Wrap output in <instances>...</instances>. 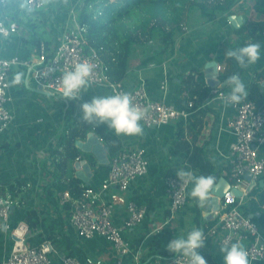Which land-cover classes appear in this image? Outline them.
Returning a JSON list of instances; mask_svg holds the SVG:
<instances>
[{"label": "crops", "instance_id": "1", "mask_svg": "<svg viewBox=\"0 0 264 264\" xmlns=\"http://www.w3.org/2000/svg\"><path fill=\"white\" fill-rule=\"evenodd\" d=\"M84 2L85 0H51L45 11L29 17L24 12L22 2L9 0L3 9L4 18L8 23L15 24L27 32L22 29L21 38L11 36L3 40L0 43L1 54L7 57L8 51L16 50L21 59L35 60L40 47L46 48L44 42H49V48L60 41L61 34L68 28L69 30L80 28L77 16L82 11ZM72 9L75 10L76 23L68 25L72 21L69 17ZM232 16L243 17V24L246 21L260 20V16L252 12L251 0H240L215 22L194 18L191 23L186 24L188 30L185 28V33L179 36L173 45L167 48L162 45L159 50H150L151 56L163 50L156 61L142 65L141 61L134 64V60L131 59L129 75L123 81L134 86L142 82L153 86L163 78V69L166 68L170 82L167 101L174 103L181 80L191 70L197 71L198 76L206 81L207 63L215 61L225 66L226 53L232 44L239 41L234 32L236 28L229 21ZM29 19L34 24L33 28L38 37L41 38L39 45L32 42L31 31L24 25V21ZM216 53H220L221 56L217 57ZM263 71L264 51H261L260 59L255 64L245 67L240 76L245 84L249 85L255 81L254 77ZM9 78L12 102L8 107L15 120L0 138V186L2 195L13 201L11 222L16 224L25 219L28 224L29 222L32 224V227L30 226L32 232L35 233L38 229L39 232L30 237L33 246L39 243L43 234H48L62 255L73 257L79 262L91 258L103 264H116L111 243L100 237L91 240L79 239L70 224L68 211L57 204L55 195L57 171H54L52 153L57 149L62 133L61 97L35 88L29 70L14 68ZM224 86L225 83L219 80L216 87ZM223 91L229 92V89L226 87ZM260 92L264 101V80ZM157 93L153 92V95L159 96ZM40 95L43 98H40ZM106 95L108 93L104 87L92 88L83 92L82 101H91L93 97ZM50 96L52 98L49 99ZM58 103L61 110L53 109ZM232 113V105L222 100L208 105L204 126L197 141L205 166L221 171V177H225L227 172L224 157L234 139L225 122L226 117ZM100 127L108 128L106 125ZM142 128L143 134L138 136H117L122 147L140 148L145 152L149 162V173L133 182L126 191L119 192L148 208L144 223L136 229L125 231L123 236L131 244L133 255L140 256L144 263L154 264L156 259L170 253L166 246L172 239L186 236L193 228L202 230L204 223L214 220L218 211L211 210L213 219L206 220L203 206L189 196L188 202L180 209L176 219L169 220L170 205L165 196V181L168 176L175 175L181 170L184 155L173 152L174 123L153 129H146L143 126ZM260 152L264 155V147ZM82 161L89 166L92 173L89 186H100L107 178L108 165H101L97 160L96 165L89 164L82 157L81 161L72 162L74 173L76 164ZM13 186L17 187L14 189L15 192L11 189ZM254 199L256 204L257 200ZM247 210L251 214H256L257 222L264 230V213L257 212L252 206H247ZM125 220V209L118 207L113 215L114 224L122 226ZM0 244L3 250L8 249L10 240L6 241L4 236L0 235ZM221 249L223 248L216 243L208 242L200 249V253L211 256L214 264H223L224 253ZM1 251L0 248V255ZM133 260V256H128L123 264H134ZM60 261L55 258L52 264H62Z\"/></svg>", "mask_w": 264, "mask_h": 264}, {"label": "built area", "instance_id": "2", "mask_svg": "<svg viewBox=\"0 0 264 264\" xmlns=\"http://www.w3.org/2000/svg\"><path fill=\"white\" fill-rule=\"evenodd\" d=\"M19 1L22 2L24 12L29 17L45 11L51 2V0H30V3L28 0ZM108 1L115 3L120 0ZM8 2L9 0H0V43L11 36L21 38L23 30L27 32L15 24L8 23L4 18L3 9ZM26 3L28 7H24ZM74 12V9L69 12L72 21L68 25L76 23ZM188 33L191 32L188 31ZM112 47L119 51L114 45ZM104 49L91 46L81 28L77 30L68 28L61 34L58 43L49 48L41 46L35 60L21 59L16 50L8 51L7 57H3L0 52V138L15 120L14 114L8 107L12 102L9 92L11 87L9 74L14 68L29 70L35 88L63 97L58 92L63 71L76 63L87 61L94 67L92 82L86 90L104 87L108 95L113 94L114 90L129 93L134 104L144 114L141 125L146 129L164 127L175 123L180 118H187L189 114L187 109L178 110L174 103L167 101L170 82L166 68L163 69V78L153 86L143 82L136 86L124 81L115 82L109 75L111 66L104 58ZM110 54L111 62L115 63L116 56L114 53ZM220 55L216 53L217 57ZM224 69L223 64L217 63V79ZM153 92H158L159 96L153 95ZM227 94L228 92L220 90L196 109L206 111L207 106L214 101L225 102L224 97ZM186 97L187 107L190 109L193 107L194 100L189 99L187 95ZM232 107L233 113L225 119L226 127L234 138L224 157L227 166L225 178L230 183L231 189L241 191L242 196L236 197L231 190L227 191L223 198L219 199V210L214 218L217 222L207 229L202 226V230L205 243H216L221 248H228L231 244L238 242L247 251L249 264H264V230L253 219L254 213L248 216L241 210L243 206L253 207L255 203V199L253 202L248 196L247 189L250 183L245 179V175L250 174L255 181L264 177V155L260 152L264 147V108H259L248 98ZM81 159V156H77L75 161L79 162ZM108 160L107 178L100 186L85 187L80 197L74 200L69 191H56L57 204L62 209H66L68 204L71 205L70 224L79 239L91 240L100 237L111 243L116 264H123L128 256H133L134 264H148L142 262L140 256L133 255L131 244L123 236L125 231L136 229L144 223L148 208L120 193L149 173L148 159L140 148L122 147ZM188 166L184 159L181 169ZM54 171H57L56 168ZM188 171L194 173L192 169ZM190 191L191 183L183 184L176 174L167 177L165 196L170 205V221L176 219L180 209L188 202ZM259 206L264 213V204ZM12 207L13 201L2 195L0 186V235L4 236L6 241L10 240L8 249L3 250L0 244L2 249L0 264H52L55 258L61 260L62 264H103L91 258H85L79 262L73 257L62 255L48 234H43L39 243L33 246L30 243V237L39 232L38 229L35 233L32 232V228L25 219L13 224L11 222ZM118 207L126 211V220L122 226H117L113 222V215ZM154 264H188V262L178 254H171L156 259Z\"/></svg>", "mask_w": 264, "mask_h": 264}, {"label": "trees", "instance_id": "3", "mask_svg": "<svg viewBox=\"0 0 264 264\" xmlns=\"http://www.w3.org/2000/svg\"><path fill=\"white\" fill-rule=\"evenodd\" d=\"M240 0H120L110 3L108 0H85L82 11L77 16V21L83 34L88 39L91 46L96 48H105L104 58L110 64L109 75L115 82L123 81L130 71V62L132 49L134 46H141L149 49L155 45L156 41L166 48L173 45L179 36L185 33V27L188 22L195 19H202L206 22H215L227 14ZM94 3L99 6L98 13H93L89 8ZM251 9L254 14L260 16L258 21H246L240 28L235 29L239 41L232 44L229 50H234L245 46L247 43L255 42L261 45V51H264V0H251ZM24 25L31 31L32 42L36 45L40 43L34 24L29 19L24 21ZM117 41L119 51L112 45ZM48 48L49 42H44ZM39 49V48H37ZM163 50L157 55H149L141 63L147 65L156 61ZM117 58V61L111 62V54ZM221 56V55H220ZM234 60L225 58V69L219 74L220 82L234 73L239 75L243 72ZM255 81L246 85L248 90L247 98L254 101L259 108H264V101L260 92L264 80V71L255 77ZM222 88H211L207 85L205 79L198 76L197 71L191 70L181 80L177 92V98L174 102L178 110L187 109L186 119L180 118L174 123L175 144L174 153L184 155L188 167L183 170L192 169L194 175H212L215 177V184L221 177L222 172L216 171L211 166H205L200 154L201 148L197 141L202 132L205 122V111H198L196 108L207 98L215 95ZM193 99V107H187V97ZM82 101H70L61 97L62 102V133L59 138L57 149L52 153L53 164L57 170L56 189L57 191H69L72 200L80 197L83 189L87 187L80 179L75 177L74 169L71 167L77 156L85 158L89 164L96 165L97 162L93 155L80 151L77 147V141L84 140L91 131L107 147L108 158L111 159L121 148L122 144L118 136L106 127H93L86 124L81 119L80 105ZM174 175V174H173ZM193 185L191 184V190ZM15 192L17 187H11ZM10 189V190H11ZM252 199L256 198L257 203L253 208L257 212L263 213L259 209L260 204H264V190L254 188L249 194ZM254 197V198H253ZM71 205H66V210L70 216ZM242 212L250 215L247 206L241 208ZM253 219L257 221L256 214ZM216 219L204 223L205 229L213 226ZM29 226L32 224L29 222ZM169 255L170 253H166ZM165 255V256H167ZM207 264H214L211 256L202 254Z\"/></svg>", "mask_w": 264, "mask_h": 264}, {"label": "clouds", "instance_id": "4", "mask_svg": "<svg viewBox=\"0 0 264 264\" xmlns=\"http://www.w3.org/2000/svg\"><path fill=\"white\" fill-rule=\"evenodd\" d=\"M30 3V0H28ZM28 3L24 7H28ZM228 59L234 60L241 68L255 64L261 56V45L250 42L245 46L229 50ZM93 65L87 61L74 64L66 68L60 78L58 92L70 101L82 99V93L92 82ZM229 89L224 97L225 103L238 105L248 96L245 82L238 73H234L225 80ZM81 119L89 125H106L118 136H138L143 134L141 121L142 110L133 102L127 92L115 91L111 95L96 96L91 101L80 105ZM177 177L183 184L193 185L190 196L201 206L209 199L215 184L212 175H194L191 171L178 170ZM205 247L203 230L193 228L186 236L175 237L166 246L167 251L185 258L188 264H207L204 256L199 252ZM223 264H249L248 253L240 243H233L223 248Z\"/></svg>", "mask_w": 264, "mask_h": 264}, {"label": "water", "instance_id": "5", "mask_svg": "<svg viewBox=\"0 0 264 264\" xmlns=\"http://www.w3.org/2000/svg\"><path fill=\"white\" fill-rule=\"evenodd\" d=\"M229 21L234 28L238 29L243 24L244 19L243 17L232 16ZM205 78L207 85L211 88L218 86L219 80L217 79V62L211 61L206 64ZM76 144L81 152L93 155L99 164L108 165L109 160L107 147L102 144L97 135L88 133L84 141L79 140ZM75 168V177L80 179L86 186H89L90 179L92 178L89 166L82 161L81 163L76 164ZM245 179L250 183L247 193H250L254 188H258L260 190L264 189V179L258 181L252 180L250 174H246ZM229 190H231L236 197L242 196L241 191L231 189L230 183L225 177H220L217 183L214 184V188L209 199L203 205V213L206 220L213 219L211 210L214 212L219 210V199L223 198L224 194Z\"/></svg>", "mask_w": 264, "mask_h": 264}, {"label": "rangeland", "instance_id": "6", "mask_svg": "<svg viewBox=\"0 0 264 264\" xmlns=\"http://www.w3.org/2000/svg\"><path fill=\"white\" fill-rule=\"evenodd\" d=\"M82 2V1H81ZM98 8L99 6H95L94 3L92 2L90 4V10L93 12V13H98ZM118 50L120 49V46H119V43H117V41L113 44ZM154 46H157V47H154ZM152 46L151 48L149 49H146L144 47H141V46H134L133 47V51H132V58L134 60V64H137L139 63L140 61L142 62L145 58H147L150 54V50H159L162 46V44H160L158 41H156L155 45ZM143 55V56H140V55ZM157 55V53H156ZM46 97V96H44ZM40 98H43V96L40 95ZM52 98L51 96L49 97V99ZM60 98V97H58ZM61 99V98H60ZM57 108V110H61L59 109L60 106H59V103L57 105H54L53 106V109ZM56 110V109H55Z\"/></svg>", "mask_w": 264, "mask_h": 264}]
</instances>
